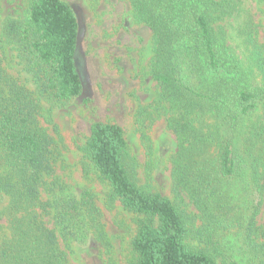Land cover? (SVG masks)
<instances>
[{
	"label": "trees",
	"instance_id": "obj_1",
	"mask_svg": "<svg viewBox=\"0 0 264 264\" xmlns=\"http://www.w3.org/2000/svg\"><path fill=\"white\" fill-rule=\"evenodd\" d=\"M130 4L136 22L153 35L151 78L159 96L151 110L166 117L177 140L171 168L174 199L181 203L185 195L196 217L159 193L137 186L118 125H92L80 150L109 185L111 201H119L136 218L131 242L135 259L130 264H239L228 257L217 262L214 256L223 255L221 236L240 224L226 184L242 168L257 181L264 161L262 147L258 148L264 141V62L256 61L260 82L240 75L231 51L217 42L212 30L220 2L130 0ZM78 38L77 17L62 0H31L24 18L0 21V41L13 52L25 78L20 82L0 65V211L11 231L0 244V264H68L55 230L46 227L37 210L48 214L47 207L53 209L61 240L70 248L90 244L89 229L97 227L98 210L88 193L77 199L52 181V188L60 189L53 202L42 204L39 199L56 159L55 142L39 118L44 107L51 114L82 93L75 63ZM257 109L261 121L244 137L249 158L239 159L236 133L242 120ZM150 115L146 109L137 115L143 141ZM257 187L253 191L262 193ZM259 203L246 217L248 231ZM245 241L247 245L251 238ZM249 244L254 252L250 259L264 264V244Z\"/></svg>",
	"mask_w": 264,
	"mask_h": 264
},
{
	"label": "rangeland",
	"instance_id": "obj_2",
	"mask_svg": "<svg viewBox=\"0 0 264 264\" xmlns=\"http://www.w3.org/2000/svg\"><path fill=\"white\" fill-rule=\"evenodd\" d=\"M30 1L0 0V21L8 16L24 18ZM62 1L73 9L79 24L75 63L83 90L78 99L55 108L51 114H47V107H44L43 116L39 118L40 126L55 142L56 158L54 172L45 179L39 199L42 204L53 202L60 189H53L52 181L58 182L66 195L72 194L77 199L82 193H88L98 210L97 227L89 229L91 243L82 247L66 246L55 224L53 209L47 207L48 214L37 212L46 227L55 230L68 264H130L135 259L131 242L137 229L136 218L124 210L119 201H111L109 185L100 179L80 150L92 125L116 124L122 129L133 165L130 172L138 187L166 197L190 217L197 215L185 195H182L181 203L174 199L171 168L177 140L167 128L166 117L151 110L159 96V88L151 78L153 35L149 28L136 22L130 0ZM214 1L221 3V9L213 14L212 20L217 42L229 48L240 75L254 83L260 82L261 73L256 61L260 58L264 62V0ZM0 65L9 75L25 82L20 67L14 62L13 52L1 41ZM143 109L151 114L144 123L147 141H143L137 123V115ZM261 115V109H257L240 123L241 128L236 133L238 147L235 144L239 159L249 158L244 137L248 128L259 124ZM261 147L264 152V141L263 145H258ZM258 173L254 182V174L242 168L225 186L232 197L234 211L240 216V224L239 229L221 236L224 256L215 255L217 262L225 257L233 258L239 264L257 262L250 259L254 252L248 245L252 241L258 247L264 244V161ZM257 186L262 187V193L253 191ZM258 203V213L248 231L246 217ZM2 213L0 211V244L11 232ZM100 233L104 234L103 239L97 237ZM246 237L251 238L247 245Z\"/></svg>",
	"mask_w": 264,
	"mask_h": 264
}]
</instances>
